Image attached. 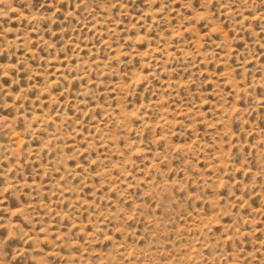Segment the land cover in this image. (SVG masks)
I'll use <instances>...</instances> for the list:
<instances>
[{
	"label": "rangeland",
	"instance_id": "rangeland-1",
	"mask_svg": "<svg viewBox=\"0 0 264 264\" xmlns=\"http://www.w3.org/2000/svg\"><path fill=\"white\" fill-rule=\"evenodd\" d=\"M0 264H264V0H0Z\"/></svg>",
	"mask_w": 264,
	"mask_h": 264
}]
</instances>
